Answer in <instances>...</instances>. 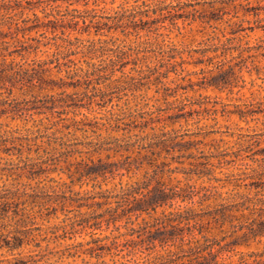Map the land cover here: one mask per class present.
<instances>
[{
	"label": "rangeland",
	"instance_id": "374dc122",
	"mask_svg": "<svg viewBox=\"0 0 264 264\" xmlns=\"http://www.w3.org/2000/svg\"><path fill=\"white\" fill-rule=\"evenodd\" d=\"M0 200V264H264V0H0Z\"/></svg>",
	"mask_w": 264,
	"mask_h": 264
},
{
	"label": "trees",
	"instance_id": "16d2710c",
	"mask_svg": "<svg viewBox=\"0 0 264 264\" xmlns=\"http://www.w3.org/2000/svg\"><path fill=\"white\" fill-rule=\"evenodd\" d=\"M34 29L31 28L30 30ZM118 59H122L123 56L116 55ZM6 59V58H4ZM97 146V149H94L93 151L101 153L103 150H115L118 151L115 148H106V146L102 142H98L95 144ZM119 148H121L122 144L118 143ZM133 166V164H131ZM99 171V169L94 170V172ZM148 189V188H147ZM105 202L107 203H114L115 208L111 211L110 219H113L112 221H115L116 223L123 219V217H127V221L130 223H134L136 220H138L140 217H144L146 215L152 216L154 212H157L159 207H162L165 205L167 200L173 199L175 196H169L168 190L166 188H159V189H148L147 191L140 190L139 187H136L134 189H130L126 193H119L115 195H106ZM113 197H116L114 200ZM4 201V202H3ZM0 203L7 204L9 206V200H0ZM1 205V204H0ZM145 218V217H144ZM177 220V219H176ZM188 225L189 231L188 233H176V230L180 229L183 230L184 226ZM183 227V228H181ZM195 224H191L190 220H182L178 219L177 222L174 224H171V228L168 230H161L158 228L155 230L151 236L150 240L154 243V246L156 247L158 245L157 242L162 247H167V249H170V247L176 245L178 241L180 243H187V242H193L197 245L202 244V236L199 232H196L195 230ZM150 233V232H149ZM179 238H176L178 237ZM23 238L19 236H15V242L14 244L10 245L11 249H16L22 246ZM206 251V250H205ZM12 262V261H11ZM13 264H31L28 262L27 259L23 256H15L13 259ZM189 264H223L219 259L216 253H214L213 250H208L206 252H203L199 258L196 261H191Z\"/></svg>",
	"mask_w": 264,
	"mask_h": 264
}]
</instances>
